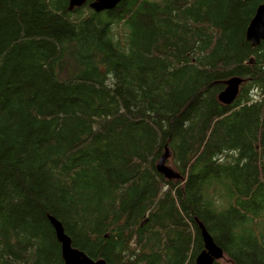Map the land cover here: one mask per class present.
<instances>
[{"label": "trees", "instance_id": "obj_1", "mask_svg": "<svg viewBox=\"0 0 264 264\" xmlns=\"http://www.w3.org/2000/svg\"><path fill=\"white\" fill-rule=\"evenodd\" d=\"M93 1L0 0V264H264V0Z\"/></svg>", "mask_w": 264, "mask_h": 264}, {"label": "water", "instance_id": "obj_2", "mask_svg": "<svg viewBox=\"0 0 264 264\" xmlns=\"http://www.w3.org/2000/svg\"><path fill=\"white\" fill-rule=\"evenodd\" d=\"M85 2L86 0H70V9L81 7ZM119 2L121 0H94L89 4V7L94 12L99 13L112 10ZM245 38L253 47H257L264 40V4L257 7L248 23ZM242 82L243 79L240 77L229 78L225 82L224 90L218 94V101L225 106L231 105L238 95ZM169 157L170 153L165 148L163 155L156 163V170L168 180L178 179L179 174L166 164ZM48 219L54 230L56 240L61 245V255L64 264H106L102 259L92 260L81 251L73 248L71 240L65 235L61 223L51 216ZM198 227L203 241V250L196 256L195 264H213L214 261L222 259V250L214 243L201 223H198Z\"/></svg>", "mask_w": 264, "mask_h": 264}, {"label": "clouds", "instance_id": "obj_3", "mask_svg": "<svg viewBox=\"0 0 264 264\" xmlns=\"http://www.w3.org/2000/svg\"><path fill=\"white\" fill-rule=\"evenodd\" d=\"M235 154H238V150H236V153Z\"/></svg>", "mask_w": 264, "mask_h": 264}]
</instances>
